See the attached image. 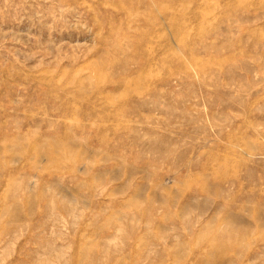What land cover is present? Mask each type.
Returning a JSON list of instances; mask_svg holds the SVG:
<instances>
[{
  "label": "rangeland",
  "instance_id": "1",
  "mask_svg": "<svg viewBox=\"0 0 264 264\" xmlns=\"http://www.w3.org/2000/svg\"><path fill=\"white\" fill-rule=\"evenodd\" d=\"M0 264H264V0H0Z\"/></svg>",
  "mask_w": 264,
  "mask_h": 264
},
{
  "label": "bare ground",
  "instance_id": "2",
  "mask_svg": "<svg viewBox=\"0 0 264 264\" xmlns=\"http://www.w3.org/2000/svg\"><path fill=\"white\" fill-rule=\"evenodd\" d=\"M55 151V150H54ZM193 201V200H192ZM150 216V215H149Z\"/></svg>",
  "mask_w": 264,
  "mask_h": 264
}]
</instances>
